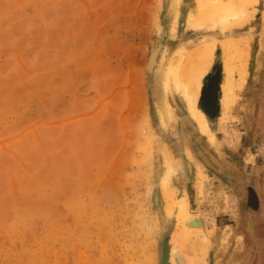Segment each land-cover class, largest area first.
Returning <instances> with one entry per match:
<instances>
[{
    "label": "rangeland",
    "instance_id": "1",
    "mask_svg": "<svg viewBox=\"0 0 264 264\" xmlns=\"http://www.w3.org/2000/svg\"><path fill=\"white\" fill-rule=\"evenodd\" d=\"M227 39L247 76L220 124ZM163 259L264 264V0H0V264Z\"/></svg>",
    "mask_w": 264,
    "mask_h": 264
},
{
    "label": "bare ground",
    "instance_id": "2",
    "mask_svg": "<svg viewBox=\"0 0 264 264\" xmlns=\"http://www.w3.org/2000/svg\"><path fill=\"white\" fill-rule=\"evenodd\" d=\"M221 46H222L221 49L224 53L223 54V56H224L223 67H224V71H225L226 75L224 77V80H222V83H220L221 85L219 86L221 89V93H222L221 98H220V103H219L221 105V109H222V116L220 117V124L225 123L224 121H226V119H228L229 111H230L231 106L233 105V103L235 101V97L231 96L232 90H233L234 84H235V76L237 75V77L239 79L238 80L239 86L243 85L245 77L247 76V69H246V66H247L246 64H247V59H248V49L247 48L249 47L248 43L243 42L240 45L239 42L234 41L233 39L224 40V42H222ZM210 47L213 49L214 45H212ZM210 61H212V59H210ZM198 76H199V74L197 75V77ZM197 77H195V78H197ZM199 77L201 78V76H199ZM200 78L195 84H192L193 82L192 83H184V81H181L179 78H177V79L174 78L173 81H174L177 89H179L182 92V94L184 95V98L186 99V102L188 104V108H189L190 114L192 116V119H194L196 121L197 125L199 126V133L206 138V140L210 146H213L216 148V146L218 145V139H217L215 133L210 128L209 121L207 120L204 112L200 108H198V106L196 105V102L198 99V94L200 91V85H201L200 84L201 83ZM163 105H164V107L162 106L163 107L162 112H164L165 107H166L165 103H163ZM188 156L190 158H192V155L190 153H188ZM196 166H197L198 171L200 173V174H198V176L200 178V180L198 181V189H199V191H202L201 188H203L204 181H206V178L204 176H202L201 171H203V170H202L201 166L198 164H196ZM171 170H175V171L180 170L179 162L172 163L170 165L169 171H171ZM171 204L176 205V203H172V202H171ZM179 205H178L179 207H178V211H177V216L179 217L181 222L187 221V222H190V224L192 223L194 225V223H193L194 221L190 218V215L188 213L189 209L187 207V204L182 203Z\"/></svg>",
    "mask_w": 264,
    "mask_h": 264
},
{
    "label": "water",
    "instance_id": "3",
    "mask_svg": "<svg viewBox=\"0 0 264 264\" xmlns=\"http://www.w3.org/2000/svg\"><path fill=\"white\" fill-rule=\"evenodd\" d=\"M184 22H181V25H183ZM161 48V43H158L156 45V47L151 51L150 56H149V60H148V66L150 67L152 65V63L155 60V57L158 53V51ZM219 80L217 79V77H214L212 79V82L210 84V88L208 90V93L204 96H202V101H203V111L207 114H212L213 112L216 111V109L218 108V103H217V98H218V84ZM165 259L162 260V264H165Z\"/></svg>",
    "mask_w": 264,
    "mask_h": 264
},
{
    "label": "flooded vegetation",
    "instance_id": "4",
    "mask_svg": "<svg viewBox=\"0 0 264 264\" xmlns=\"http://www.w3.org/2000/svg\"><path fill=\"white\" fill-rule=\"evenodd\" d=\"M257 206H258V204H257ZM257 210V209H256ZM258 221V220H257ZM257 223H259V221L257 222Z\"/></svg>",
    "mask_w": 264,
    "mask_h": 264
}]
</instances>
